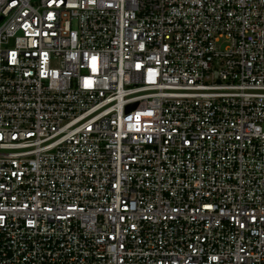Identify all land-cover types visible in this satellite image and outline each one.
Listing matches in <instances>:
<instances>
[{
	"label": "built area",
	"instance_id": "2783aa9c",
	"mask_svg": "<svg viewBox=\"0 0 264 264\" xmlns=\"http://www.w3.org/2000/svg\"><path fill=\"white\" fill-rule=\"evenodd\" d=\"M0 264H264V0H0Z\"/></svg>",
	"mask_w": 264,
	"mask_h": 264
},
{
	"label": "water",
	"instance_id": "95a60500",
	"mask_svg": "<svg viewBox=\"0 0 264 264\" xmlns=\"http://www.w3.org/2000/svg\"><path fill=\"white\" fill-rule=\"evenodd\" d=\"M132 106H130V108H131Z\"/></svg>",
	"mask_w": 264,
	"mask_h": 264
}]
</instances>
